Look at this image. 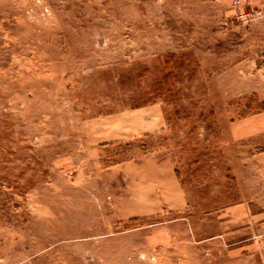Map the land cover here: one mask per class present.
Instances as JSON below:
<instances>
[{
    "label": "rangeland",
    "instance_id": "obj_1",
    "mask_svg": "<svg viewBox=\"0 0 264 264\" xmlns=\"http://www.w3.org/2000/svg\"><path fill=\"white\" fill-rule=\"evenodd\" d=\"M236 11L0 0V264H264V133L228 134L264 115V12Z\"/></svg>",
    "mask_w": 264,
    "mask_h": 264
},
{
    "label": "crops",
    "instance_id": "obj_2",
    "mask_svg": "<svg viewBox=\"0 0 264 264\" xmlns=\"http://www.w3.org/2000/svg\"><path fill=\"white\" fill-rule=\"evenodd\" d=\"M153 111H155L154 109H152ZM156 113V111H155ZM156 119H157V114H155ZM130 121V118H126L123 121ZM94 122H97V120H94ZM159 122V121H158ZM152 123V117H147L146 119H143V121L141 122H127L125 124L121 125V128L118 129L119 133L121 135H124L125 132L130 133L131 135L129 136H136V135H141L143 133L149 132L150 129L146 128V124H148V127L150 128V125ZM162 124L159 125L158 128H161ZM229 138L231 141H241V140H245V139H249L253 136L259 135L261 133H264V115H258L256 117H250L244 120H239L236 122H230L229 125ZM121 129V130H120ZM98 134H90L87 136H85V141L88 143L91 138H95V140L97 141V143H102L101 140H98ZM259 158H264V153H261L260 155H258L257 159L260 160ZM137 164H141V166H143V170L142 171H147L148 167L151 165L152 163H150V158L148 157H143L141 159L140 162H138ZM153 165L155 167H162L164 168V172L166 174V178L169 181V183L171 185H173L174 180L176 179L175 177V171L174 168L172 167V165H169V163H167V159L165 158H157L156 160H153ZM155 172H158L159 169L156 168L153 170ZM154 172V173H155ZM155 175V174H154ZM139 178V180H141V183H143V185L145 184L146 180L149 179L146 178L145 173H143V175H141L140 173L136 176ZM156 179H159V177L157 175H155ZM140 202L146 204V203H150L151 200L149 199V196H145V198H143L142 200H140Z\"/></svg>",
    "mask_w": 264,
    "mask_h": 264
},
{
    "label": "built area",
    "instance_id": "obj_3",
    "mask_svg": "<svg viewBox=\"0 0 264 264\" xmlns=\"http://www.w3.org/2000/svg\"><path fill=\"white\" fill-rule=\"evenodd\" d=\"M230 3L237 8L236 19L240 23L252 22L263 15L264 0L260 2L261 6L254 9L250 6L249 0H230Z\"/></svg>",
    "mask_w": 264,
    "mask_h": 264
}]
</instances>
